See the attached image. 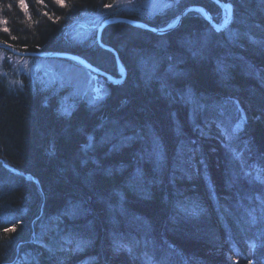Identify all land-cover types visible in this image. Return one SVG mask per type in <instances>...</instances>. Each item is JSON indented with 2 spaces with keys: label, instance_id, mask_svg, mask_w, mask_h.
<instances>
[{
  "label": "trees",
  "instance_id": "obj_1",
  "mask_svg": "<svg viewBox=\"0 0 264 264\" xmlns=\"http://www.w3.org/2000/svg\"><path fill=\"white\" fill-rule=\"evenodd\" d=\"M24 1L0 0V41L117 74L95 35L70 36L117 0ZM222 1L221 30L199 10L164 34L108 25L127 76L97 105L65 114L57 93L0 76V158L13 166L0 161V264H264V0ZM192 4L222 22L213 0L144 18L163 28Z\"/></svg>",
  "mask_w": 264,
  "mask_h": 264
},
{
  "label": "rangeland",
  "instance_id": "obj_2",
  "mask_svg": "<svg viewBox=\"0 0 264 264\" xmlns=\"http://www.w3.org/2000/svg\"><path fill=\"white\" fill-rule=\"evenodd\" d=\"M20 1L24 6L25 1ZM181 1L117 0L112 7H103L102 13L90 12L80 19L74 20L70 27V36L74 42L92 41L100 22L109 17H116L108 16L112 8L137 14L139 17L152 18L158 13L165 12L168 8L176 7ZM220 8L224 16L221 20L223 22L227 18L229 10L224 6H220ZM5 22L4 25H6ZM0 76H4L11 87H21L25 77V79L38 82L43 88L57 93L60 95V109L65 114H70L80 99L91 105H97L110 93L109 82L104 76L94 73L73 60L58 57H25L10 53L3 48H0ZM244 122L243 116L237 126L241 127Z\"/></svg>",
  "mask_w": 264,
  "mask_h": 264
},
{
  "label": "water",
  "instance_id": "obj_3",
  "mask_svg": "<svg viewBox=\"0 0 264 264\" xmlns=\"http://www.w3.org/2000/svg\"><path fill=\"white\" fill-rule=\"evenodd\" d=\"M213 1L220 6L227 7L229 10L227 18L222 23H218L215 20L213 13L211 12V10L209 8H207L204 5H200V4H192V5L185 7L179 13L177 19L171 25L164 27V28L154 27L150 24H147L146 22H144L142 20L134 19V18H131L128 16H116V17H109V18L105 19L100 24V26L97 30V40H98V43L100 44V46L111 50L115 54V57L117 59V63H116L117 74L116 75L108 72L107 70H105L103 68H101L100 66L93 63L92 61H90L85 56H83L79 53H76V52L53 51V50L22 51V50L14 47V46L8 44L7 42H3V41H0V48H3L10 53L20 55V56H25V57L26 56H29V57H58V58L70 59V60H73V61L79 63L83 67L88 68L89 70L93 71L94 73H97L101 76H104L110 83H121L125 80V78L127 76V71L121 62L119 52L117 51L116 48H113L111 45H108L102 41L103 31L109 24L114 23V22H125V23H129L131 25L137 26V27L145 28V29L150 30V31L155 32V33L163 34V33H167L169 31L173 30L174 28H176L181 23L183 17L185 16V14L187 12H189L191 10H200L203 12V14H205L206 18L209 20V22L212 26H214L218 30H221V29L225 28L232 20L233 4L230 2L222 1V0H213Z\"/></svg>",
  "mask_w": 264,
  "mask_h": 264
},
{
  "label": "bare ground",
  "instance_id": "obj_4",
  "mask_svg": "<svg viewBox=\"0 0 264 264\" xmlns=\"http://www.w3.org/2000/svg\"><path fill=\"white\" fill-rule=\"evenodd\" d=\"M180 13V12H179ZM187 14V13H186ZM185 14V15H186ZM128 17H131V18H134V19H139V20H142V21H144V22H146L147 24H150L149 22H147V20L144 18V17H139L137 14L135 15V16H128ZM107 19V18H106ZM105 20V19H104ZM104 20H102L100 23H102ZM176 20V19H175ZM174 20V21H175ZM173 21V22H174ZM172 22V23H173ZM114 23H116V22H114ZM171 23V24H172ZM112 24V23H111ZM129 24V23H128ZM171 24H169V25H171ZM110 25V24H109ZM150 25H152V24H150ZM169 25H167V26H169ZM100 26V25H99ZM152 26H154V25H152ZM166 26V27H167ZM154 27H156V26H154ZM99 28V27H98ZM142 28V27H141ZM164 28V27H163ZM98 30V29H97ZM97 30H96V33H95V36H96V38H97ZM105 30V29H104ZM103 33H104V31H103ZM155 33V32H154ZM168 33V32H167ZM157 34H160V33H157ZM164 34V33H163ZM102 36H103V34H102ZM98 41V40H97ZM103 41V40H102ZM104 42V41H103ZM105 43V42H104ZM8 44H10V45H12V46H14L13 44H11V43H8ZM100 45V44H99ZM109 45V44H108ZM15 47V46H14ZM102 47V46H101ZM113 47V46H112ZM17 48V47H16ZM102 48H104V47H102ZM114 48V47H113ZM19 49V48H18ZM104 49H106V50H109V49H107V48H104ZM20 50H22V51H42V50H23V49H20ZM109 51H111V50H109ZM112 52V51H111ZM112 54H113V56H114V59H115V64L117 63V59H116V57H115V54L112 52ZM120 55V54H119ZM26 57H29V56H26ZM39 58H44V57H39ZM120 58H121V56H120ZM91 61V60H90ZM121 62H122V59H121ZM122 64H123V62H122ZM124 66V65H123ZM109 72V71H108ZM111 73V72H110ZM116 73H117V65H116ZM89 104V103H88ZM75 108H76V106H75ZM74 108V109H75ZM72 113V112H71ZM243 116H244V118L246 119V115H245V113L242 111V115H241V117H240V119L238 120V122L243 118ZM238 122L236 123V125H235V129L236 130H240L241 128H242V126L241 127H238L237 126V124H238ZM0 161L2 162V164L6 167V168H8V169H13V166H11V164L7 161V160H5V159H2V158H0ZM25 175H26V177H31L32 176V174L31 173H29V172H26L25 173ZM143 262H144V259L142 260ZM163 262V261H162ZM105 264H106V262H105Z\"/></svg>",
  "mask_w": 264,
  "mask_h": 264
},
{
  "label": "snow or ice",
  "instance_id": "obj_5",
  "mask_svg": "<svg viewBox=\"0 0 264 264\" xmlns=\"http://www.w3.org/2000/svg\"><path fill=\"white\" fill-rule=\"evenodd\" d=\"M58 3H63L64 0H57ZM6 23V22H5ZM14 230V229H6L5 231Z\"/></svg>",
  "mask_w": 264,
  "mask_h": 264
}]
</instances>
